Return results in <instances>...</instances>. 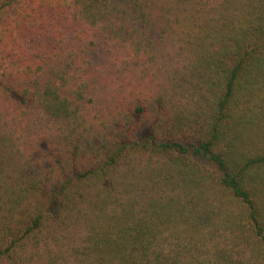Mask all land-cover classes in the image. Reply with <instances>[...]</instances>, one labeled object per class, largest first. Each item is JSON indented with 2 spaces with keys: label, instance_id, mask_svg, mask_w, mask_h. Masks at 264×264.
I'll return each mask as SVG.
<instances>
[{
  "label": "trees",
  "instance_id": "trees-1",
  "mask_svg": "<svg viewBox=\"0 0 264 264\" xmlns=\"http://www.w3.org/2000/svg\"><path fill=\"white\" fill-rule=\"evenodd\" d=\"M0 264H264V0H0Z\"/></svg>",
  "mask_w": 264,
  "mask_h": 264
}]
</instances>
